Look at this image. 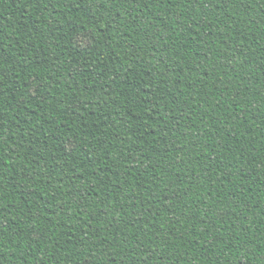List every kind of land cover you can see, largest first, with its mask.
I'll return each instance as SVG.
<instances>
[{
	"label": "trees",
	"instance_id": "16d2710c",
	"mask_svg": "<svg viewBox=\"0 0 264 264\" xmlns=\"http://www.w3.org/2000/svg\"><path fill=\"white\" fill-rule=\"evenodd\" d=\"M0 264H264V0H0Z\"/></svg>",
	"mask_w": 264,
	"mask_h": 264
},
{
	"label": "rangeland",
	"instance_id": "374dc122",
	"mask_svg": "<svg viewBox=\"0 0 264 264\" xmlns=\"http://www.w3.org/2000/svg\"><path fill=\"white\" fill-rule=\"evenodd\" d=\"M86 42H87L86 39H85V40H84V39H81V43H82V44H86Z\"/></svg>",
	"mask_w": 264,
	"mask_h": 264
}]
</instances>
